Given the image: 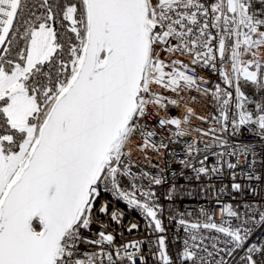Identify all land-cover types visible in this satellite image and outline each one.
Masks as SVG:
<instances>
[{"label":"snow or ice","instance_id":"6c2138e0","mask_svg":"<svg viewBox=\"0 0 264 264\" xmlns=\"http://www.w3.org/2000/svg\"><path fill=\"white\" fill-rule=\"evenodd\" d=\"M203 70L222 83L209 87ZM256 90L264 95V0H0V264H264V238L250 242L264 207L241 213L219 200V223L205 206L203 219L170 216L187 234L174 258L152 189L168 181L133 159L159 168L153 158L175 145L196 181L245 164L241 175L259 181L252 142L228 139L247 129L264 149ZM192 92L216 114H198ZM103 193L160 234L147 252L142 240L117 244L104 217L118 225L125 213Z\"/></svg>","mask_w":264,"mask_h":264},{"label":"built area","instance_id":"2783aa9c","mask_svg":"<svg viewBox=\"0 0 264 264\" xmlns=\"http://www.w3.org/2000/svg\"><path fill=\"white\" fill-rule=\"evenodd\" d=\"M199 74L211 81L208 85L209 87H212L216 83H222L219 77L213 75L211 71L203 70L200 71ZM246 91L251 95L253 90L251 88H246ZM166 94L171 95L170 93ZM191 95L197 97L196 101L193 102V106L196 108L198 114H216V104L213 100L210 98H202L195 92H192ZM254 99L264 100V95H261L260 91L256 90ZM177 111L178 110H173L172 114L175 115ZM193 126L207 128L209 125L202 124L200 121H193ZM228 139L232 144L252 142L256 155L254 169L256 174L261 176L259 181L249 180L246 176L241 175L242 172L250 171L246 164L243 165L242 168H237L235 170H228L225 165L220 173L203 176L199 181H196L194 179L195 174L191 169L184 168L178 163L183 153H181L180 148L175 145H170L173 152L172 155L165 153L163 159L153 158L152 163L158 164L159 168H151L147 161L144 160L142 154H135L133 156V159L137 161L144 170L150 171L152 174L159 173L168 181L161 185H152V189L158 197V202L162 205L160 218L166 229L163 235L166 236L168 251L174 258L176 253L182 248L183 240L187 235L182 228H178L176 220L170 221L169 219L170 216L177 215V212H183L185 213V218L195 221L198 218L203 219V217H199V208L205 206L215 210L214 218L216 222L219 223L221 220V212L217 207V200L221 203H231L233 207L241 213L245 211L243 205L246 203L255 205V208L264 207V149L261 148L260 138L254 133L249 134L248 130L245 129V135L239 137L229 136ZM198 146L201 148L203 147L202 144ZM213 150L220 151L221 149L217 148ZM216 159V157L210 156L207 162L208 166L212 167L216 163ZM232 159L233 162H235L234 158ZM247 159L249 162H252V154H249ZM193 163H196V161L193 160ZM160 168L165 169V171L160 173ZM173 171L177 173L175 177H173ZM233 171L237 173L235 182L241 183L243 186L239 193L231 191ZM181 172H183V175H179ZM141 183L146 185L148 182L141 181ZM173 183H175L178 191L174 195V200L169 201L165 199V197ZM222 188L225 189L224 192L220 191ZM102 199L105 201H112L116 208L123 210L125 213L121 223L118 225L115 224V222H111L109 218L104 217L105 224L108 225V230H115L114 234L116 235L117 244L130 240H142V248L147 252L150 240H155L160 234L153 233V231L147 227V220L142 217L137 210L129 209L122 201L113 200L111 193H103ZM188 213L191 214L190 217L187 215ZM133 222L137 223L139 227L132 232H128L127 228L130 223ZM233 222L235 223V221ZM261 238H264V227L254 228V235L250 238V242H257V240ZM152 247L153 250H155V246L153 245ZM147 264H154V260L150 255L147 256Z\"/></svg>","mask_w":264,"mask_h":264}]
</instances>
